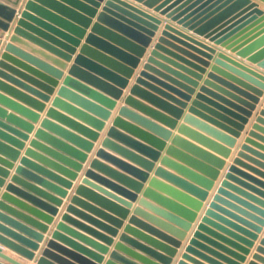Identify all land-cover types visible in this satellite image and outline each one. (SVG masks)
Returning <instances> with one entry per match:
<instances>
[{"label": "crops", "instance_id": "obj_1", "mask_svg": "<svg viewBox=\"0 0 264 264\" xmlns=\"http://www.w3.org/2000/svg\"><path fill=\"white\" fill-rule=\"evenodd\" d=\"M18 1L17 5H13L5 0H0L2 6L13 12L10 18L7 14L0 12V19L9 25V29L5 31V36L0 37V63H4L3 68L7 72L44 91L48 98L39 99L42 106L35 110L38 118L31 122V129L20 130L23 135L19 136L9 134L16 138L19 144L11 143L9 140L0 137L1 143L16 152L12 156L0 150V158L6 161V163L0 162V168L3 171L0 172V180L2 181L0 184V203H4L20 213L21 216H18L20 219L25 220L26 217L33 219L42 228L39 229L41 238L37 242L38 246L34 250L33 258L25 257L0 242L2 253L22 264H39L38 259L46 251H48V257L59 264H85L79 258H85L83 254L53 237L55 232H59L61 235L91 249L85 241L76 238L68 231L58 229L59 224L64 223L69 229L77 231L85 237H90L85 230L74 226L68 221H63V216L68 214L70 217L90 225L87 220L77 217L73 212L68 211V207L73 205L88 215L110 223L118 229V234L114 236V241L109 246V251L104 254V260L100 264H149L143 258L155 264H180L181 261H184L182 259L184 248L208 206V202L228 172L229 166L236 165L239 171H236L234 176L247 183H240L244 188L254 193V195H259L254 189L264 192V69L259 70L260 68L256 64H252L246 59H238L231 50H226L222 44H215V42L204 36L211 27L216 25L215 23H218L215 22L216 15L226 9L225 3L227 0H215L184 23H180V21L188 15L187 9L198 1L202 3L206 0H183L179 4H177L179 0H128L162 20L158 29L151 36L120 19L116 12L106 6V0H93L95 3H89L88 0ZM259 2L260 7L264 8V1L259 0ZM175 3L176 6L169 12L164 13L166 9ZM198 5L196 4L193 9ZM220 6L222 8L217 10ZM87 7L94 9L92 15L88 14ZM158 7H161V9L156 10ZM82 18L90 20L88 26L84 27ZM21 21H24V24ZM96 23H100L144 45L145 52L134 68L124 64L132 69V72L128 77L120 74L126 81L122 87L111 84L109 78L89 70L94 76L116 88L119 94L110 96L115 101L114 106L109 110L110 114L98 131L97 138L92 141V146L86 151V157L81 162L75 160L80 163V168H68L40 152L32 142L39 141L43 143L36 138V134L41 129L42 122L48 119L47 114L51 109H55L82 125H87L84 119L69 114L61 108L54 107L53 104L58 97L60 88L63 87L65 77L70 74L71 67L75 65L76 57L86 43V37L91 33ZM166 23H171L185 33L215 47L217 51L214 53V57L207 59L197 52L163 36L162 31ZM206 25H208V28L204 27ZM18 28L24 34H16V29ZM82 29H84V35L79 37L78 31ZM15 35L23 42L12 41V37ZM236 37H239L238 34L232 38L236 39ZM73 40H78L77 44H74ZM157 43H162L164 46L181 53L201 66L206 61L205 72H200L177 58L156 49ZM65 45L72 46L73 51H70ZM59 52L66 53L70 58L63 59L57 55ZM220 53H224V56L220 55ZM110 57L123 63L113 56ZM53 59L60 61L63 65L55 64ZM94 61L114 73H118L115 68L108 67L107 64L98 60ZM214 67L234 75L255 87L256 90L253 91L238 84L236 81L217 72ZM53 70L60 74H56ZM211 73L220 77L223 81L246 91L254 99L234 90L225 82L210 78ZM206 80H210L214 85L233 93L248 104L224 93L213 85H206ZM135 86L177 108L179 113H172L163 106L133 92L132 90ZM203 86L238 105L240 109L225 103L211 95V93L203 92L205 97L235 111L238 116L221 110L203 98H198V94L202 93L201 89ZM156 89L168 93L173 99L166 97L163 93H159ZM131 97L140 104L154 109L168 120L173 121L174 124L163 123L161 120L142 112L135 105L127 102L128 98ZM80 110L89 113L85 107ZM195 111H202L206 115L217 119L221 123L235 129L238 134L234 135L222 130L214 123L197 115ZM134 115H138L162 127L167 131V134H160L152 126ZM50 119L54 123H58L53 118ZM202 126L224 133L233 142L228 144L217 140L213 134L204 131L201 128ZM185 127L192 131L189 132L192 134L189 135L181 130ZM65 129L70 130L68 127ZM193 132L201 133L220 143L228 150L227 155L214 151L200 143L195 139ZM188 144L198 148L207 155L191 150ZM117 147L136 155L144 162L123 155ZM101 150L137 167L144 173V178L137 179L130 173L123 171L107 160L105 156L99 155ZM29 151H33L62 167H66L74 172L75 176L65 175L55 166L41 164L42 162L32 157L28 153ZM23 159H28L44 167L55 178L36 172L35 169L29 167L25 169L66 191L62 195L51 191L39 181L31 182L42 191L60 200L59 203H56L47 200L40 194H31L54 208L55 212H47L8 190L9 185L23 189L15 181H12L13 177L17 175V168L22 167ZM192 160H195L200 165H197ZM95 161L135 180L140 186L133 187L115 175L106 172L103 167L93 166ZM186 170L202 179L187 174ZM89 171L129 190L134 194V197H128L96 177L88 175ZM56 177H62L70 181V186L59 184ZM86 179L89 183L84 182ZM180 180L198 190L196 192L193 191L187 185L181 184ZM5 195L21 201L25 207L17 206L11 200L4 198ZM117 197H122L128 201V204H122ZM262 219L264 221V217ZM258 226L260 230L253 231L255 237L249 238L251 244H244L248 251L246 253L243 251L239 252L244 255V259L240 261V264H263L254 259V256L258 254L257 248L261 245L262 239H264V222L258 223ZM155 231L181 243L177 248L176 254L170 255L158 247L151 246L141 236L146 235L152 239H159L172 246L170 241L162 238ZM114 252L118 256L113 258L112 253ZM160 255L168 259V262L163 258L161 259ZM0 261L11 264L2 258H0ZM185 262L193 264L189 261Z\"/></svg>", "mask_w": 264, "mask_h": 264}, {"label": "water", "instance_id": "obj_2", "mask_svg": "<svg viewBox=\"0 0 264 264\" xmlns=\"http://www.w3.org/2000/svg\"><path fill=\"white\" fill-rule=\"evenodd\" d=\"M5 1L10 2L13 5H17L19 2L18 0ZM88 1L89 3H95V1L93 0ZM181 1L183 0L177 1V4H179V2ZM214 1L215 0H206L203 1L204 3H200L201 1L194 3L191 8L187 9L189 13L188 15H186V17H183V19H181L180 23L186 22L198 12L208 7ZM196 4L199 5L195 7V9H193ZM106 6L112 9L113 12H116V15L120 19L128 22L131 25H134L135 27L139 28L140 31L149 34L150 36L154 34V31L158 29V26L162 22L159 17L133 4L128 0H106ZM174 6H176V3L166 9L164 13L169 12ZM222 6H220L217 10L222 8ZM225 7L226 9L216 15L215 22L218 23H215L216 25L211 27L210 30L204 34L205 38L210 39V41L215 42V44H222V46H224L226 50H231L233 53H235V56L238 59H246L250 63L256 64L257 67L260 68L259 70L264 69V8L260 7L259 0H227V2L225 3ZM160 9L161 7L156 8V10ZM0 12L7 14L9 18L13 14V12L9 11L1 4ZM87 12L89 15H92L94 13V9L92 7H87ZM82 19V24L84 25V27L88 26L90 20H88L87 18ZM21 23L24 24V21H21ZM204 27L208 28V25ZM0 28V37H4L5 31L9 29V25L7 22L0 19ZM22 32L23 31L20 28L16 29V34H24ZM162 34L163 36H166L173 41L183 45L184 47L197 52L207 59L213 58L214 53H216L217 51V49L212 45H209L193 37L192 35L185 33L171 23L165 24ZM236 34H238L239 37L233 39L232 37ZM83 35L84 29L78 31L79 37ZM12 41H18L21 43L23 42L16 35L12 37ZM77 42L78 40H73L74 44H77ZM65 47L70 51H73L72 46L65 45ZM155 47L156 49L163 51L167 55L177 58L183 63L195 69H198L200 72H205L206 70V61L203 62L204 66H201L185 57L181 53H178L175 50L164 46L162 43H157ZM144 52V45H141L133 41L132 39L101 25L100 23H96L93 26L91 33L86 37V43L82 47L80 54L76 57L75 65L71 67L70 74L65 77L63 87L60 88L58 97L55 99L53 104L54 107L61 108L69 114H73L76 117L84 119L85 124L87 125H82L81 123L70 119L62 113H59L55 109H51L47 114L48 119H45L42 122L41 129H39L36 134V138L43 143H40L39 141H33L32 144L37 149H39L40 152L49 156L50 158H53L62 165L67 166L68 168H80V163H77L75 160H78V162L84 160V158L86 157V151H88L92 146V141L97 138L98 131L102 128L104 120L108 118L110 114L109 110L114 106L115 101L110 96H112V94H119V91L116 88L97 78L90 71L99 73L104 77L109 78V80H111V84L122 87L124 86L126 81L121 77L120 74H122V76L124 75L128 77L132 72V69L126 67L124 64L130 66L131 68H134L138 64V60L144 54ZM223 54L224 53H220V55L224 56ZM57 55H59L63 59L70 58V56L66 53L59 52L57 53ZM110 56L117 58L123 63L113 60ZM53 60L55 64H59L60 66L63 65L62 63H60V61H57L55 59ZM94 60L103 62L107 64L108 67L115 68L118 73H114L113 71L107 69L105 66H102ZM3 65L4 63L1 62L0 137L9 140L11 143L19 144V141L9 134L19 136L23 135L20 130L31 129V122L38 118V114L35 110L36 108H40L42 106V104L39 102V99H47L48 96L44 91L15 77L14 74L7 72L6 69L3 68ZM214 69L217 72L236 81L238 84H241L250 90H256L255 87L242 81L234 75L218 67H214ZM53 72H55L56 74H60L55 70H53ZM210 78L218 79L223 83L225 82V84H227L234 90L254 99V97L246 91L239 89L231 83L223 81L220 77H217L212 73L210 74ZM205 84L213 85L224 93L240 101L242 100L240 97H237L233 93L214 85L210 80H206ZM132 91L142 95L143 97L153 101L156 104H159L160 106H163L167 110H170L172 113H179V110L177 108L169 105L168 103H165L157 97H154L147 91L140 89L138 86H135ZM156 91H158L159 93H163V95L170 99H173L171 95L165 93L162 90L156 89ZM201 92L202 93L198 94V98H203L209 103L217 106L221 110L238 116L235 111H232L224 105H221L216 101L205 97V95H203V92L211 93V95L217 97L225 103L235 107L236 109H240V107H238V105H236L234 102H231L227 99H224L220 95L213 93L206 86L202 87ZM127 102L135 105L142 112H145L146 114H149L154 118L161 120V122L163 123L174 124L173 121L168 120L166 117H164L154 109L140 104L132 97L128 98ZM84 107L86 108V110H88L87 112L89 113L80 110ZM195 113L203 119L214 123L224 131H227L234 135L238 134L235 129L221 123L213 117L206 115L202 111H195ZM134 116L152 126V128L160 134H167V131L162 127L151 123L139 117L138 115ZM50 118H53L58 123H54ZM66 127L70 128V130L65 129ZM201 128L204 131L213 134L219 141H224L228 144H231L233 142L230 137L220 131L211 129L206 126H202ZM181 130L189 135L192 134L189 133L192 131L188 130L186 127ZM193 135L195 139H197L200 143L206 145L214 151H218L223 153L224 155H227L228 150L225 149V147H223L217 141L201 133L193 132ZM188 147L199 154L207 155L206 153L192 145L188 144ZM117 149L123 155L144 162L136 155H133L132 153L120 147H117ZM0 150H3L4 152L12 156L16 154V152L12 148L1 142ZM28 153L37 160H40V162H42L41 164H44L45 166H55L63 174H67L70 177L75 176L74 172L70 171L66 167H62L57 163H54L53 161L47 159L42 155H39L33 151H29ZM99 155L105 156L107 160L121 168L123 171L130 173L134 178H144V173L140 169L134 167L126 161L109 153H106L103 150L99 152ZM192 161L197 165H200L195 160ZM0 162L6 163V161L1 158ZM96 165L103 167L106 172L115 175L116 177L133 187L140 186L139 183H137L135 180L130 179L129 177H126L100 164L98 161H95L93 163V166ZM26 167L35 169L36 172H40L44 175L55 178L54 175H52V173H50L44 167H41L40 165L28 159H23L22 167L17 168V175H15L12 180L15 181L23 189H18L13 185H9L8 190L14 192L17 196L31 202L32 204L39 206L47 212H55L56 210L54 208L40 201L31 194H40L47 200L52 202L54 201L56 203H59L60 200L52 196L51 194L42 191L31 182L39 181L47 186L51 191L58 192L62 195H64L66 191L41 179L34 173L25 169ZM236 171L239 170L237 169L235 164L229 166L228 172L226 173L224 179L221 181L220 185L217 187L216 192L213 194L211 200L208 202V206L206 207L203 215L198 221L192 233V236L188 240V243L184 248V252L182 253V259L184 261H181L180 264H187L185 261L192 262L193 264H240V261L244 259V255L240 254L239 252L243 251L246 253L248 251L244 244H251L249 238L255 237L253 231L260 230L258 223L264 222L262 219L264 217V192L260 191L259 189H254L259 194L254 195V193L244 188L242 185H240V183H247L234 176V173ZM0 172H3L1 168ZM186 173L191 174V176L193 177L202 179L198 175L192 174L188 170H186ZM88 175L96 177L97 179L105 182L106 184L117 189L122 194L127 195L128 197H134V194L129 190L113 183L112 181L96 175L92 171H89ZM56 179L58 180L59 184L66 186H70L71 184L70 181L63 179L62 177H56ZM1 182L2 181L0 180V184ZM84 182L89 183L87 179L84 180ZM180 183L183 185H187L195 192L198 190L184 181L180 180ZM4 198L11 200V202L16 204L17 206L25 207V205L21 201L9 197L8 195H5ZM117 199L122 204H128V201H126L122 197H117ZM68 211L73 212L77 217L87 220L90 225H86L78 219L70 217L68 214H65L63 216V221H68L74 226L85 230L90 237H85L77 231L69 229L66 225H64V223H60L58 229L68 231L76 238L85 241V243L90 246L91 249H88L80 245L76 241H73L72 239L61 235L59 232H55L53 237L61 240L62 242L71 246L74 250L83 254L85 258H79L85 264L102 263L104 260V254L109 251V246L113 243L114 236L118 234V229L110 223H106L104 221L96 219L91 215H88L87 213L80 209H77L73 205H70L68 207ZM18 216H21L20 213L5 205L4 203H0V242L6 244L25 257L33 258L34 250L38 246L37 242L41 238L39 229L42 228V226L33 219L26 217L25 220H22ZM44 218L46 217L44 216ZM155 232L162 238L170 241L172 243V246L159 239H152L146 235L141 236L146 239V241L150 243L151 246L158 247L163 251L169 253L170 255L176 254L177 248L181 245V243L160 232ZM145 249L147 248L145 247ZM262 249H264V239H262L261 245L257 248L258 254L264 256V250ZM258 254L254 256V259L264 264V257ZM117 256L118 255L116 252L112 253L113 258ZM0 258L8 261L11 264H22L19 261H16L15 259L5 255L1 250ZM160 258H163L168 262V259L161 255ZM143 260L149 264H155L145 258H143ZM38 262L39 264H59L48 257V251H46L38 259ZM0 264L6 263L0 261Z\"/></svg>", "mask_w": 264, "mask_h": 264}, {"label": "snow or ice", "instance_id": "obj_3", "mask_svg": "<svg viewBox=\"0 0 264 264\" xmlns=\"http://www.w3.org/2000/svg\"><path fill=\"white\" fill-rule=\"evenodd\" d=\"M262 250H264V249H262Z\"/></svg>", "mask_w": 264, "mask_h": 264}]
</instances>
